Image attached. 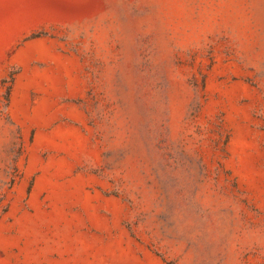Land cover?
Listing matches in <instances>:
<instances>
[{"label": "rangeland", "instance_id": "374dc122", "mask_svg": "<svg viewBox=\"0 0 264 264\" xmlns=\"http://www.w3.org/2000/svg\"><path fill=\"white\" fill-rule=\"evenodd\" d=\"M0 264H264V0H0Z\"/></svg>", "mask_w": 264, "mask_h": 264}]
</instances>
